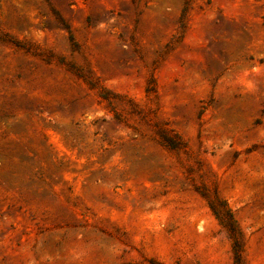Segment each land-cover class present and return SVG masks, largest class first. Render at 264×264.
Masks as SVG:
<instances>
[{
	"label": "rangeland",
	"instance_id": "obj_1",
	"mask_svg": "<svg viewBox=\"0 0 264 264\" xmlns=\"http://www.w3.org/2000/svg\"><path fill=\"white\" fill-rule=\"evenodd\" d=\"M192 182L264 264V0H0V264H233Z\"/></svg>",
	"mask_w": 264,
	"mask_h": 264
},
{
	"label": "trees",
	"instance_id": "obj_2",
	"mask_svg": "<svg viewBox=\"0 0 264 264\" xmlns=\"http://www.w3.org/2000/svg\"><path fill=\"white\" fill-rule=\"evenodd\" d=\"M70 40L72 41L71 34H69ZM73 43V42H72ZM19 45V44H16ZM88 84L93 87L91 81H87ZM151 89V88H149ZM148 90V88H147ZM98 96L101 97L105 102L109 110L113 112L116 119L118 113L114 108L116 100L121 97L107 89L100 88L98 90ZM153 132L156 136V140L169 150L180 151L185 150V144L179 139V137L171 132L165 126L153 124ZM192 188L205 200L208 208L212 215L216 218L222 228L225 229L227 235L231 241L232 261L233 264H243V250H244V239L243 232L239 227L232 210L228 206L225 199L219 196L216 188V184L211 183L209 185L200 183H191Z\"/></svg>",
	"mask_w": 264,
	"mask_h": 264
}]
</instances>
